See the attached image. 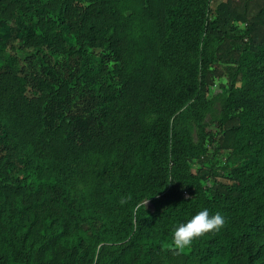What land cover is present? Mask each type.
<instances>
[{
	"label": "trees",
	"instance_id": "16d2710c",
	"mask_svg": "<svg viewBox=\"0 0 264 264\" xmlns=\"http://www.w3.org/2000/svg\"><path fill=\"white\" fill-rule=\"evenodd\" d=\"M105 4V0H62L37 8L24 0H0V11L10 16L16 11L36 16V31L22 34L26 41L61 42L68 31L76 40L85 38L98 44L106 34ZM256 4L258 10L249 18L237 13L239 7L248 11L249 5ZM235 20L245 23L244 34H234ZM207 31L221 36L216 54L224 65L227 96L212 141L211 167L192 174L187 155L190 132L181 108L199 97L202 86L223 75L208 65ZM156 43L155 62L144 79L148 83L147 109L157 115L148 124L140 117L125 124L123 140L135 157L121 176L117 196L78 185L86 165L102 152L96 138L74 142L59 127L41 131L32 127L34 135L27 139L22 136V121L0 113L4 144L16 151L26 140L34 141L25 166H32L39 178L54 180V186L66 189L70 201L77 199L113 225L133 218L139 198L153 201L156 210L149 218L135 215L136 237L151 223L175 224L205 207L219 211L225 217L224 226L197 238L180 264H264V0H226L212 12L209 0H172L163 5ZM114 47L120 54L118 39ZM223 151L229 158L254 159L244 165L220 166L216 155ZM218 177L226 180H216ZM208 179L212 183L205 186ZM5 218L7 215L0 219V241L10 236ZM141 246L140 263L149 264L159 243L145 240ZM12 262L8 259L6 264Z\"/></svg>",
	"mask_w": 264,
	"mask_h": 264
},
{
	"label": "rangeland",
	"instance_id": "374dc122",
	"mask_svg": "<svg viewBox=\"0 0 264 264\" xmlns=\"http://www.w3.org/2000/svg\"><path fill=\"white\" fill-rule=\"evenodd\" d=\"M24 1L37 8L62 2ZM105 1L106 34L98 44L85 38L76 40L68 31L61 42L26 41L22 34L36 31V16L18 11L10 16L0 11V113L22 121V136L27 139L35 130L58 127L74 142L96 138L102 152L86 165L78 185L94 186L114 197L125 168L135 157L123 140L126 122L140 117L148 124L157 115L147 109L148 83L144 78L155 62L163 5L172 0ZM224 1L209 0L210 12ZM249 6L248 11L239 7L237 13L249 18L258 5ZM208 16L213 18L211 13ZM233 28L234 34H244L245 23L235 20ZM220 37L206 32L210 46L207 62L223 75L202 86L199 97L181 108L190 132L191 150L187 155L192 174L211 167L212 141L227 96L224 65L216 54ZM116 39L122 47L118 55ZM33 144L26 140L16 151L8 148L0 127V219L7 215L10 225V236L0 241V264L8 259L13 264H141V244L145 240L159 243L149 264H180L184 260L189 248L175 249L171 241L174 223L148 224L136 237L135 215L120 226L113 225L77 199L70 201L66 189L54 186V180L39 178L32 166L24 164ZM253 159L229 158L224 151L216 155L218 165L228 167ZM211 183L212 179L204 182L205 186ZM155 210L153 201L147 199L145 210L139 214L147 219Z\"/></svg>",
	"mask_w": 264,
	"mask_h": 264
},
{
	"label": "clouds",
	"instance_id": "9594fccd",
	"mask_svg": "<svg viewBox=\"0 0 264 264\" xmlns=\"http://www.w3.org/2000/svg\"><path fill=\"white\" fill-rule=\"evenodd\" d=\"M147 197H141L134 204L133 215H138L141 209L145 210ZM225 224V217L219 212H212L208 208H201L190 218L175 223L171 228V241L177 251L186 250L193 242L211 231H219Z\"/></svg>",
	"mask_w": 264,
	"mask_h": 264
}]
</instances>
